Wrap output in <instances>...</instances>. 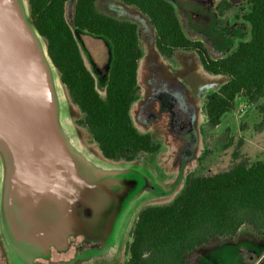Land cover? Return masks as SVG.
Instances as JSON below:
<instances>
[{"label": "trees", "instance_id": "trees-1", "mask_svg": "<svg viewBox=\"0 0 264 264\" xmlns=\"http://www.w3.org/2000/svg\"><path fill=\"white\" fill-rule=\"evenodd\" d=\"M68 1L27 0V5L30 23L46 43L70 103L82 114L77 125L88 132L104 160L131 163L139 154L154 156L160 143L150 134L140 133L129 116L131 105L139 99L137 65L142 50L137 26L101 13L97 0H75L73 28L101 37L111 47L102 98L66 21ZM117 1L135 8L148 20L161 57L171 61L176 51L193 52L205 73L228 78L205 96L202 112L209 129L218 127L222 116L241 98L256 105L260 121L254 128L264 130V0H244L250 10L235 18L248 23L250 38L238 42L220 59L209 57L202 42L183 34L175 9L166 0ZM230 9L229 0L216 5L218 15ZM204 157L205 152L199 162ZM76 208L79 210L81 204ZM84 213L92 216L89 209ZM243 225L264 236V161L243 160L211 176L189 173L172 202L147 206L137 213L129 230L124 264H186L185 258L194 250L219 238L232 239Z\"/></svg>", "mask_w": 264, "mask_h": 264}, {"label": "water", "instance_id": "water-1", "mask_svg": "<svg viewBox=\"0 0 264 264\" xmlns=\"http://www.w3.org/2000/svg\"><path fill=\"white\" fill-rule=\"evenodd\" d=\"M27 11L26 0H0V233L7 259L35 264L51 246L65 250L67 237L81 234L102 249L68 264H108L124 219L148 193L150 175L99 164L66 122L62 133L53 92L54 75L61 84L58 72Z\"/></svg>", "mask_w": 264, "mask_h": 264}, {"label": "rangeland", "instance_id": "rangeland-1", "mask_svg": "<svg viewBox=\"0 0 264 264\" xmlns=\"http://www.w3.org/2000/svg\"><path fill=\"white\" fill-rule=\"evenodd\" d=\"M74 1L69 0L66 20L78 43L83 62L94 79L95 88L104 98L111 62V47L103 38L93 37L73 28L70 12ZM113 1L121 7L126 6L117 0ZM107 8L105 1L98 3V11L101 13ZM27 13L29 18V10ZM138 23L140 32L151 35L154 29L150 25L146 24L149 29H145L140 22ZM152 34L154 38V31ZM209 36L214 38L211 34ZM249 38L250 35L241 39L248 41ZM43 44L46 46L44 40ZM154 56L149 55L147 58L150 68L139 73L140 96L132 105L130 118L140 133H150L161 142L162 149L156 159L154 156L141 154L133 164L104 160L88 132L77 125L82 114L70 103L65 88L60 84L63 91L65 121L72 129L80 149L92 160L104 166L121 168L133 166L150 175L148 193L137 202L134 211L128 213L127 218L130 216L131 218L127 228L122 232L118 249L115 250V260L108 264H124L127 260L125 246L130 241L129 230L137 213L147 206H163L172 202L182 191L188 173L211 176L227 171L234 163L243 160L249 163L264 161V130L256 131L254 128L260 121L256 105L238 100L220 126L209 129L202 109L196 104L188 85L197 86L196 92L199 93L204 89L214 91L215 84L208 85L207 81L200 78L195 80L196 84L193 80H189L188 84L185 80V77L189 79L188 74H184L183 78L179 73L167 69L164 64L152 63ZM185 65L188 69L186 72L193 67L190 61L185 62ZM204 152L205 157L199 162ZM69 237L65 250L58 251L51 247L48 258L35 259L34 263L68 264L77 257L102 249V244L83 243L81 237L79 240L78 238L72 240ZM3 243L0 233V264H9ZM187 264H264V238L260 239L252 233L242 232L238 241H231L229 238L216 239L190 255Z\"/></svg>", "mask_w": 264, "mask_h": 264}, {"label": "crops", "instance_id": "crops-1", "mask_svg": "<svg viewBox=\"0 0 264 264\" xmlns=\"http://www.w3.org/2000/svg\"><path fill=\"white\" fill-rule=\"evenodd\" d=\"M100 1H105V3L108 5V8L106 9V11L103 10L102 13L114 19H117V20H126L129 22H132L137 26V37H138L140 48L142 50V57L138 61V65H137V85L138 87H139L138 77H139L140 71L142 70L143 72H145L148 67L150 68V65H148L149 62L147 63V58L149 57V55H153V56L155 55L152 63L155 62L158 64H164L167 69H170V70L175 71L176 73H179L180 75L183 76V78H184V74L185 75L188 74L187 76L189 79L185 77V80H187L188 84H190L189 80H193L194 84H196L195 80L200 78L203 81H207L206 83L208 85L215 84L213 88L215 89L214 91H216L220 86H222L224 83L228 81V78L226 76H219V75L212 76V75L205 73L201 68V65L198 61L196 54L193 52L176 51L171 61L164 60L159 55V53L157 52L155 48L154 38L152 34V31L154 30L151 31V35H147L148 33L146 32H140V26L138 22H140L141 26L145 29L146 28L149 29L147 25H150L148 20L140 12H137L135 9H133L130 6L121 7L120 5L115 3L113 0H97L96 1L97 9H98V3ZM166 1L169 2L174 7L183 34L190 40L202 42L207 50L209 57H211L212 59L224 58L231 51L235 49L238 42H241L244 40L241 38H246L248 35H250V27L248 23H246L242 19L235 18V16L240 17L241 15L247 14L249 12L250 7L245 4L244 0H229L231 4V9L225 12L223 15H218L216 11V5L221 0H166ZM68 3L70 2L68 1L65 6V18H66V13H67L66 8H67ZM73 9H74V4L70 12L71 22H72V17H73ZM209 34H211L215 39L210 37ZM187 61H190L193 66L189 70V72H186L188 69H186L187 65H185V62ZM188 87L190 88L189 92L191 91L190 93L192 94L193 98L196 100L195 101L196 104H198V106L201 107L202 109L205 96L208 93L213 92V91L209 89H204L200 91L199 93H197L196 92L197 86L195 87L194 85V87H190L188 85ZM138 93L140 96V90ZM238 100L244 101L243 99L238 98L235 101L234 106ZM132 105L129 110V116L131 115ZM228 114L229 113H226L222 116L221 122ZM205 122H206V119H205ZM155 140L158 141V139H155ZM158 142L160 143L161 147L158 153L154 155L155 159L162 149L161 142L160 141ZM140 156L141 154H139L137 157H140ZM133 162L128 163V164H133ZM242 232L252 233L254 235H257V237L260 239L264 238V236H260L256 234L251 227L243 225L238 230L236 235L232 239L231 238L229 239L231 241H238V238ZM207 244L202 245L201 247L197 248L192 253H190L185 258V263L187 264V258L190 255H192L199 249L207 246Z\"/></svg>", "mask_w": 264, "mask_h": 264}, {"label": "bare ground", "instance_id": "bare-ground-1", "mask_svg": "<svg viewBox=\"0 0 264 264\" xmlns=\"http://www.w3.org/2000/svg\"><path fill=\"white\" fill-rule=\"evenodd\" d=\"M54 73V72H52ZM54 75V74H52ZM53 92H54V96H55V104H56V108H57V124L59 125L60 130L62 131V133L67 134L66 132V128H65V111L63 109L64 104H63V100H62V95H63V91L62 88L60 87V85L57 83V77L54 75L53 76ZM75 144V142H73ZM72 143V144H73ZM69 144L71 146V148L73 149L74 152L77 153V148L74 146V144L72 145L69 141ZM4 174H5V168H4V164L1 163V159H0V189L1 186L3 185L4 181ZM131 218V216H130ZM130 218H125L124 222H123V227L125 226V228H127L128 224H129V220Z\"/></svg>", "mask_w": 264, "mask_h": 264}, {"label": "flooded vegetation", "instance_id": "flooded-vegetation-1", "mask_svg": "<svg viewBox=\"0 0 264 264\" xmlns=\"http://www.w3.org/2000/svg\"><path fill=\"white\" fill-rule=\"evenodd\" d=\"M81 209V208H80ZM86 210V209H85ZM85 210H84V212H85ZM84 215H85V213H84ZM86 217V216H85ZM86 218H90V217H86ZM71 238H78L77 240H79V238L81 237V238H83V243H96V244H101L100 242H92V241H89V242H87L86 240H85V237L83 236V235H81V234H79V235H72V236H70ZM69 237V238H70ZM79 242V241H78ZM52 247V246H51ZM50 247V248H51ZM54 248V247H53ZM55 250H57V249H55ZM35 259H40V260H43V259H46V258H42V257H37V258H35Z\"/></svg>", "mask_w": 264, "mask_h": 264}]
</instances>
